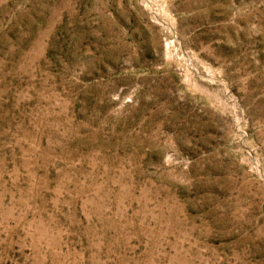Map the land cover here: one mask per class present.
<instances>
[{"label": "rangeland", "instance_id": "374dc122", "mask_svg": "<svg viewBox=\"0 0 264 264\" xmlns=\"http://www.w3.org/2000/svg\"><path fill=\"white\" fill-rule=\"evenodd\" d=\"M0 264H264V0H0Z\"/></svg>", "mask_w": 264, "mask_h": 264}]
</instances>
